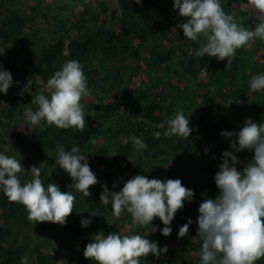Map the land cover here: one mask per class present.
Returning <instances> with one entry per match:
<instances>
[{
    "label": "trees",
    "instance_id": "obj_1",
    "mask_svg": "<svg viewBox=\"0 0 264 264\" xmlns=\"http://www.w3.org/2000/svg\"><path fill=\"white\" fill-rule=\"evenodd\" d=\"M17 1L23 0H0V47L6 49L4 68L14 81L6 95L0 93V151L21 161V183L32 179V166L40 167L45 186L56 183L76 198L73 213L61 226L30 221L22 204L0 194V264H20L28 252L35 264H95L83 253L101 231L139 233L168 246L167 253L141 258V264H198L201 245L191 240L198 225L191 224L183 238L178 231L189 218L196 221L199 201L219 193L214 179L219 157L231 150L220 133L239 131L248 119L264 122V90L252 93L249 88L253 75L264 74V41L256 39L238 49L227 66L226 60L196 56L204 38L186 40L178 28L185 18L173 10L174 0H73V6L64 0H28V13L14 6ZM222 7L244 27H254L255 9L248 0H222ZM69 60L81 63L92 91L81 100L84 129L24 128L25 109L37 105L28 93L19 95L23 86L32 80V91L38 93L40 81L46 82ZM127 62H137L136 69ZM181 110L191 113L190 137L155 138L153 132H163ZM133 135L147 148L136 151L128 140ZM73 144L98 178L90 186V197L77 192L72 178L56 164L58 146L70 150ZM237 155L242 170L254 153ZM138 174L180 179L194 190V201L185 202L174 217L170 236L161 234L164 225L158 217L139 229L126 212L114 222L104 219L112 209L101 204L103 185L119 191ZM93 212L97 215L90 216ZM82 218H91L90 230L81 226ZM30 231L36 240L25 235ZM256 264H264V258Z\"/></svg>",
    "mask_w": 264,
    "mask_h": 264
},
{
    "label": "clouds",
    "instance_id": "obj_2",
    "mask_svg": "<svg viewBox=\"0 0 264 264\" xmlns=\"http://www.w3.org/2000/svg\"><path fill=\"white\" fill-rule=\"evenodd\" d=\"M135 2L141 3V0ZM248 4L255 9V23L251 29L238 23L234 14L226 13L222 0H174L173 10H178L179 16L185 18L178 28L183 30L187 41L204 38L196 56L226 60L228 66L238 49L256 39L264 41V0H248ZM5 51L0 47V55ZM13 83L11 72L0 65V93L6 95ZM32 84L29 80L19 93L21 96L28 93L33 97L31 104L37 105L35 110L25 109L24 128L33 131L38 126L55 125L62 129H84L86 117L81 100L91 96L92 91L78 60L66 61L46 82L40 81L38 93L32 91ZM249 88L252 93L264 90V74L253 75ZM190 116L191 113L186 115L182 110L175 112L166 128L159 126L164 128L163 132L154 131L153 136L157 139L161 136L189 138L193 131L189 126ZM220 135L228 139L231 150H224L219 157L221 162L214 178L219 193L200 203L196 221L189 218L179 228L178 238L185 237L189 226L195 222L197 233L191 240L201 245L198 264H256L264 258V122L248 119L239 131L225 130ZM128 140L136 151L147 148L140 137L133 135ZM245 150L253 152L254 156L240 170L237 153ZM56 164L72 178L77 192L84 197L92 195L90 186L97 184L98 178L79 145L73 144L70 150L59 145ZM30 169L32 179L21 183V161L0 151V194L9 202L22 204L30 221L66 225L73 213L75 195L62 191L56 183L45 186L40 167ZM103 189L101 204L111 205L112 209L111 215L104 217L108 223L126 212L139 229L153 225L158 217L164 225L160 232L166 237L173 231L171 225L178 210L185 207V202L195 199L194 190L185 187L180 179H149L140 174L125 181L119 191H110L107 184ZM96 215L90 213V216ZM80 223L87 228L92 220L82 218ZM167 252V245L161 247L158 241L139 233L105 235L101 231L92 237L83 254L95 264H141V258L147 259L149 255L159 258ZM20 264H29L26 255L20 258Z\"/></svg>",
    "mask_w": 264,
    "mask_h": 264
},
{
    "label": "rangeland",
    "instance_id": "obj_3",
    "mask_svg": "<svg viewBox=\"0 0 264 264\" xmlns=\"http://www.w3.org/2000/svg\"><path fill=\"white\" fill-rule=\"evenodd\" d=\"M63 2L66 3V4H69L70 6H73L74 4H76L73 0H64ZM30 5H32L31 4V1H28V0L17 1L16 4H14V6L16 8H18L22 12L24 11L25 13H28L29 12ZM6 62H7L6 56L4 54L3 55H0V65L5 66ZM136 64H137V62H127V66H129V68H131V69H136L135 68ZM18 66H20V67L22 66L21 60L18 61ZM138 76H140V74ZM136 83L138 84L139 83V80L136 81L135 84ZM201 202L202 201H199V205H200ZM90 229H91V227H89V230ZM25 235L28 236V237L33 238L34 240H36V237H37V234H35L33 231L25 232ZM27 257L29 259V264H35L36 263L35 258H33L32 256H30L29 255V252L27 254Z\"/></svg>",
    "mask_w": 264,
    "mask_h": 264
}]
</instances>
